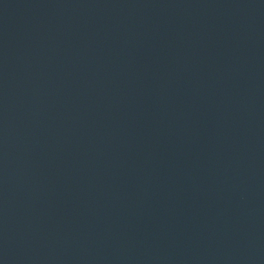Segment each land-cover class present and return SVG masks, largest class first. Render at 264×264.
<instances>
[{"label":"water","instance_id":"obj_1","mask_svg":"<svg viewBox=\"0 0 264 264\" xmlns=\"http://www.w3.org/2000/svg\"><path fill=\"white\" fill-rule=\"evenodd\" d=\"M0 264H264V0H0Z\"/></svg>","mask_w":264,"mask_h":264}]
</instances>
